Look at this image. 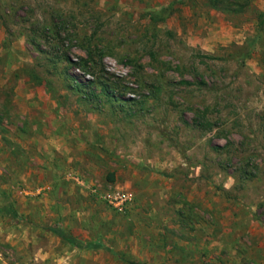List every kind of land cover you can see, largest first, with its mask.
<instances>
[{"label": "rangeland", "instance_id": "1", "mask_svg": "<svg viewBox=\"0 0 264 264\" xmlns=\"http://www.w3.org/2000/svg\"><path fill=\"white\" fill-rule=\"evenodd\" d=\"M0 264H264V0H0Z\"/></svg>", "mask_w": 264, "mask_h": 264}, {"label": "built area", "instance_id": "2", "mask_svg": "<svg viewBox=\"0 0 264 264\" xmlns=\"http://www.w3.org/2000/svg\"><path fill=\"white\" fill-rule=\"evenodd\" d=\"M129 196L125 192H117V193H112L107 196V201L109 205H113L116 208L121 209V207L124 206V204L128 201Z\"/></svg>", "mask_w": 264, "mask_h": 264}]
</instances>
